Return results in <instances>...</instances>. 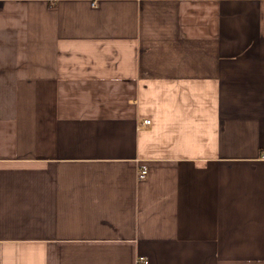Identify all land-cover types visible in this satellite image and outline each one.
<instances>
[{"label":"crops","instance_id":"crops-1","mask_svg":"<svg viewBox=\"0 0 264 264\" xmlns=\"http://www.w3.org/2000/svg\"><path fill=\"white\" fill-rule=\"evenodd\" d=\"M0 261L264 264V0H0Z\"/></svg>","mask_w":264,"mask_h":264},{"label":"built area","instance_id":"built-area-1","mask_svg":"<svg viewBox=\"0 0 264 264\" xmlns=\"http://www.w3.org/2000/svg\"><path fill=\"white\" fill-rule=\"evenodd\" d=\"M144 123H145V124H148V123H150V121H149V120H145ZM146 174H147V170H146V169H142V170L139 171L138 177H139L140 179H141V178H144V177L146 176ZM0 262H1V261H0Z\"/></svg>","mask_w":264,"mask_h":264}]
</instances>
